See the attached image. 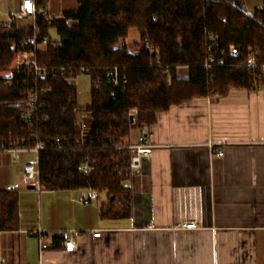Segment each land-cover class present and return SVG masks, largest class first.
I'll return each instance as SVG.
<instances>
[{
	"label": "trees",
	"instance_id": "1",
	"mask_svg": "<svg viewBox=\"0 0 264 264\" xmlns=\"http://www.w3.org/2000/svg\"><path fill=\"white\" fill-rule=\"evenodd\" d=\"M48 3L36 0L45 9ZM78 5L52 21L37 15L39 40L49 39L37 60L49 74L43 83L51 87L40 120H23L15 105L22 98L8 86V76L0 77V148H33L38 139L46 142L47 149L39 154L43 189L107 192L101 216L128 217L131 153L125 146L132 129L130 109H138V126H151L174 105L263 85L264 78L247 59L252 50L264 63V6L247 13L241 0H78ZM53 28L58 42L50 37ZM131 28L141 36L138 54H131L126 45ZM34 33L32 24L0 25V72L10 71L22 47L32 48L28 41ZM231 45L239 55L230 53ZM180 66L190 68L189 79L177 77ZM114 67L128 79L122 88L107 82ZM83 69L91 80H102L93 87L88 107L79 105L74 83ZM77 110L90 117L84 143L79 142ZM83 161L94 166L91 173L81 170ZM19 224L18 191L0 190V232L18 229Z\"/></svg>",
	"mask_w": 264,
	"mask_h": 264
},
{
	"label": "crops",
	"instance_id": "2",
	"mask_svg": "<svg viewBox=\"0 0 264 264\" xmlns=\"http://www.w3.org/2000/svg\"><path fill=\"white\" fill-rule=\"evenodd\" d=\"M22 1L0 0V25L30 20L18 16ZM262 6L264 0H241L247 13ZM78 7V0H49L47 10L63 18ZM140 41L131 28V54L141 52ZM176 73L189 79L190 68ZM142 131L154 147L129 181L128 217L101 216L107 192L31 184L23 164L35 153L0 148V190L18 191L20 216L18 229L0 232L2 264H264V84L174 105L151 126L132 125L128 144ZM185 222L196 228L179 226ZM38 229L65 236L41 252ZM70 231L74 252L64 250Z\"/></svg>",
	"mask_w": 264,
	"mask_h": 264
},
{
	"label": "built area",
	"instance_id": "3",
	"mask_svg": "<svg viewBox=\"0 0 264 264\" xmlns=\"http://www.w3.org/2000/svg\"><path fill=\"white\" fill-rule=\"evenodd\" d=\"M42 15L46 20L52 21L56 17L53 16L47 9L38 7L36 0H23L18 16L20 18H30L32 19V26L34 28V36L29 39L28 44L32 45L31 49H25L22 47L18 52L14 64L7 77L8 86L15 88L17 93H19L22 98L21 101L16 102L15 105L20 107L21 115L24 121L33 122L35 120H40L42 118L41 109L43 108V101L45 96L51 91V87L46 86L45 82L49 78V74L46 68L42 67L38 60L37 56L40 53L46 51L49 39L45 37L42 41L39 40V28L37 26V15ZM11 22L5 24V28L11 27ZM212 42L215 46H218L217 37L213 34L210 35ZM229 51L232 55H239L240 51L234 45H231ZM224 53V51H221ZM212 60L210 57L207 60L206 66L209 65V62ZM247 65L254 69V71L262 78H264V63H259L257 56L249 51V57L247 59ZM86 69L82 70V74H86ZM54 77V75H53ZM127 77L121 73V70L118 67H114L107 74V82L113 85L116 88H122L127 84ZM102 83L101 79L91 80L92 87H98ZM259 88V86H257ZM138 109L132 108L129 111V117L132 125H137ZM77 128L80 132L79 142L84 143L85 138L88 136L89 132V123L90 117L84 110H77ZM45 119V117H43ZM146 128L147 126H142ZM154 145L150 142L147 134L142 131L139 135L138 141L133 144H128L125 148L129 149L131 153L130 159V173L131 177L136 176L140 173L143 167L144 159L149 158L152 153V148ZM2 149L10 152L12 155L16 156L18 152H33L35 157L28 160L23 164V172L25 178L31 184H39L40 172H39V154L47 149V143L38 139L36 145L33 148H26L24 146H10V147H1ZM223 151H218L216 156H222ZM81 170L85 173H91L94 170V166L90 164L89 161H83L81 165ZM11 187H8L7 190H11ZM84 203H89L90 199H84ZM182 228H196L195 222H185L179 224ZM34 235L39 239V245L41 252L53 248V239L54 237L65 236L63 233L57 232L51 234L42 229L35 230ZM102 234L101 230H96L93 232L94 237H100ZM77 248L76 236L74 231H70L69 235L65 238L64 241V250L66 252H74ZM2 256L0 254V264H2Z\"/></svg>",
	"mask_w": 264,
	"mask_h": 264
},
{
	"label": "rangeland",
	"instance_id": "4",
	"mask_svg": "<svg viewBox=\"0 0 264 264\" xmlns=\"http://www.w3.org/2000/svg\"><path fill=\"white\" fill-rule=\"evenodd\" d=\"M32 23V19H30L27 23L24 25H28ZM50 32V31H49ZM50 37L52 38L53 41H56L59 38V35L57 33V30L54 28L50 32ZM14 64V63H13ZM9 75L8 72H0V77H7ZM74 83L76 84L77 91H78V103L81 107H88L92 103V84H91V78L87 74H81L78 76L75 80Z\"/></svg>",
	"mask_w": 264,
	"mask_h": 264
}]
</instances>
